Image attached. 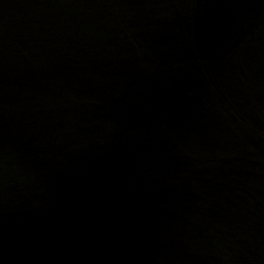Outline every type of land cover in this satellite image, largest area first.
Listing matches in <instances>:
<instances>
[{"label": "water", "instance_id": "water-1", "mask_svg": "<svg viewBox=\"0 0 264 264\" xmlns=\"http://www.w3.org/2000/svg\"><path fill=\"white\" fill-rule=\"evenodd\" d=\"M0 264H264V0H0Z\"/></svg>", "mask_w": 264, "mask_h": 264}]
</instances>
